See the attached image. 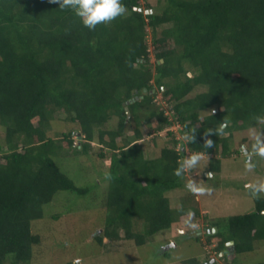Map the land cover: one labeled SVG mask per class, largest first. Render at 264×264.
Returning <instances> with one entry per match:
<instances>
[{"label": "trees", "instance_id": "1", "mask_svg": "<svg viewBox=\"0 0 264 264\" xmlns=\"http://www.w3.org/2000/svg\"><path fill=\"white\" fill-rule=\"evenodd\" d=\"M121 3L122 15L89 29L54 0H0V264H32L43 245L34 225L64 215L51 214L59 199L104 215L94 234L103 250L106 239L141 246L177 221L195 223L191 197L174 208L166 194L185 186L186 170L175 169L187 150L230 157L243 151L231 146L236 131L264 134L256 119L264 117V0ZM56 117L72 124L58 138ZM92 153L108 160L97 169L107 183L95 175L80 183L56 160ZM221 167L217 159L209 169ZM215 225L206 236H220L216 246L181 264H241L256 254L264 197ZM81 240L51 249L52 264L95 255L91 237Z\"/></svg>", "mask_w": 264, "mask_h": 264}, {"label": "rangeland", "instance_id": "2", "mask_svg": "<svg viewBox=\"0 0 264 264\" xmlns=\"http://www.w3.org/2000/svg\"><path fill=\"white\" fill-rule=\"evenodd\" d=\"M53 121L55 125L51 135L55 138H58L72 127V124L63 118L56 117ZM252 130L236 131L231 146L236 147L240 144V148L250 149L254 142L251 135ZM243 151L230 157L222 156L220 150L217 154L201 153L202 158L197 166L186 170L185 186L168 192L174 208L183 205L181 199L184 194L185 197H191L190 204L196 205L200 210V214L195 215L193 221L195 223L189 224L185 221H177L166 235L157 236L154 241H150L146 245L140 246L126 240L112 241L106 239L111 248H108L109 250L105 249L107 251L103 250L96 243L94 234L98 230L102 231L104 215L97 210L94 212H88L89 210L86 209L77 210L76 208L80 202L76 198L71 199L74 202L72 204L73 208L66 209L64 206L69 203L67 202L69 200L59 199L56 201L58 207L51 214L65 212L64 215L54 220L48 217L34 225L35 232H41L42 234L43 245L35 249L32 264H52L54 260L49 258L51 249L56 247L54 253L57 251L61 253L64 247L61 244L66 243L64 240L69 239L68 244L77 240L82 242L81 239L87 236L91 237L92 242L95 244L92 248L96 254L91 255L89 252L90 255L87 254V258L80 253L77 254L75 262L78 264H181V260L190 258L193 255L205 257L206 251L203 252V249L210 250L214 248L220 240V236H215L209 242L206 236L208 231L211 230L210 224L213 220L252 212L255 209V196L247 185L257 180H264V157L252 156L255 167L249 169L246 166L248 154ZM187 153L186 157L194 152L187 150ZM73 158L77 159L57 157L56 160L64 166L66 164L70 165L67 168L73 178L77 177V171V174H80L78 175L80 183L90 181V178L94 175L101 184L108 182L104 181V174L97 173L100 164L108 166V160L100 158L94 153L89 156L77 155V157H74L73 155ZM217 159L221 160L222 167L220 171L214 172L209 169V166L211 162ZM189 181H194L198 186H202L204 191H193L194 196L189 194L192 191L187 187ZM259 195L264 197V192ZM86 203L90 206L89 202ZM190 204L188 203V205ZM196 238H200L199 241H196ZM255 246L256 254L250 255L246 260L243 259L244 261L241 264H247L248 262L254 264L257 261H263L261 264H264V242L255 244ZM164 250L170 256L165 255ZM221 260L219 258L218 263ZM223 264L228 263L223 261Z\"/></svg>", "mask_w": 264, "mask_h": 264}, {"label": "clouds", "instance_id": "3", "mask_svg": "<svg viewBox=\"0 0 264 264\" xmlns=\"http://www.w3.org/2000/svg\"><path fill=\"white\" fill-rule=\"evenodd\" d=\"M54 2H57L59 4L60 9L70 8L74 12V14L80 18L81 23L89 29H94L98 24L111 21L125 12V7L121 3V0H54ZM256 119L264 120V117H256ZM226 126L227 121L222 123L220 130H222ZM213 131V129H208L206 133ZM251 135L254 142L251 146L250 151L248 148H242L244 150L243 152L248 153L246 166L249 169L255 167L252 156L259 155L260 157H264V134H261L260 132L253 129ZM194 138L195 137L193 136L192 139ZM205 144L207 147H210L212 145V139L207 138L205 140ZM183 149L187 150V148ZM201 158L202 154L200 152H194L191 155L187 156L182 160L179 167L175 169V174L177 176H182L185 170L196 167ZM209 175H211V173H209ZM187 187L194 192L204 191V188L202 186H198L194 181H189ZM247 187H249L253 195L257 199H259V194L261 192H264V180H257L256 182L247 185ZM168 192L166 193L167 195ZM193 227H195V225H193ZM213 228L214 226L211 227V230H209L208 232H213ZM232 241L233 240H229L227 242V245H233L234 241Z\"/></svg>", "mask_w": 264, "mask_h": 264}, {"label": "water", "instance_id": "4", "mask_svg": "<svg viewBox=\"0 0 264 264\" xmlns=\"http://www.w3.org/2000/svg\"><path fill=\"white\" fill-rule=\"evenodd\" d=\"M149 11H151V10H149ZM149 11H146V12H149ZM216 230H217V226H214L213 231H216Z\"/></svg>", "mask_w": 264, "mask_h": 264}]
</instances>
